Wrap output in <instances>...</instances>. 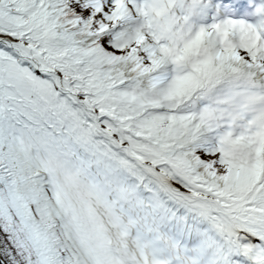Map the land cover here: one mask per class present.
Masks as SVG:
<instances>
[{
	"label": "snow or ice",
	"instance_id": "snow-or-ice-1",
	"mask_svg": "<svg viewBox=\"0 0 264 264\" xmlns=\"http://www.w3.org/2000/svg\"><path fill=\"white\" fill-rule=\"evenodd\" d=\"M0 264H264V0H0Z\"/></svg>",
	"mask_w": 264,
	"mask_h": 264
}]
</instances>
